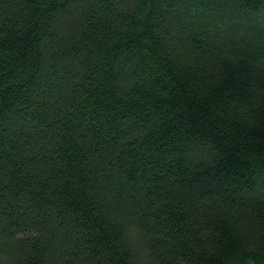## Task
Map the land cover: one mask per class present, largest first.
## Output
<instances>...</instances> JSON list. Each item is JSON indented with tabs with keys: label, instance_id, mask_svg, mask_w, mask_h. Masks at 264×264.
Instances as JSON below:
<instances>
[{
	"label": "trees",
	"instance_id": "16d2710c",
	"mask_svg": "<svg viewBox=\"0 0 264 264\" xmlns=\"http://www.w3.org/2000/svg\"><path fill=\"white\" fill-rule=\"evenodd\" d=\"M0 264H264V0H0Z\"/></svg>",
	"mask_w": 264,
	"mask_h": 264
}]
</instances>
